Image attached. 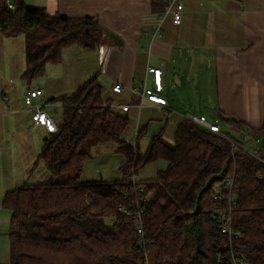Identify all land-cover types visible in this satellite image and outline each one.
<instances>
[{
  "label": "trees",
  "instance_id": "obj_1",
  "mask_svg": "<svg viewBox=\"0 0 264 264\" xmlns=\"http://www.w3.org/2000/svg\"><path fill=\"white\" fill-rule=\"evenodd\" d=\"M11 1L13 7L0 0V31L25 37L22 76L27 80L43 74L48 63L60 62L69 45L91 49L111 39L97 16L51 15L26 0ZM168 4L151 0L154 14ZM58 98L63 104L59 129L47 134L39 154L51 178L9 190L4 198L11 210L5 264H145L146 259L149 264H232V251L241 252L245 264H264V153H253L231 133H213L188 116L173 141L161 131L141 153L137 142L125 137L130 118L103 98L96 76ZM230 120L261 136L264 147V124L250 129L241 119ZM109 142L119 144L123 156L119 177L82 180L86 160ZM161 158L166 169L140 176ZM233 175L235 205L225 182ZM138 207L142 234L132 213ZM229 220L231 235L223 230Z\"/></svg>",
  "mask_w": 264,
  "mask_h": 264
},
{
  "label": "crops",
  "instance_id": "obj_2",
  "mask_svg": "<svg viewBox=\"0 0 264 264\" xmlns=\"http://www.w3.org/2000/svg\"><path fill=\"white\" fill-rule=\"evenodd\" d=\"M26 1L51 15L97 16L123 43L116 45L107 39L91 49L69 45L60 62L48 63L43 74L27 80L22 76L25 37L0 31V264L10 260L11 210L4 206L7 191L51 178L39 159L47 132L43 126H34L32 110L25 104L31 87L41 88L45 110L58 121L63 108L58 97L73 93L96 76L103 98L133 119L136 131L146 132L148 125L155 123L154 135L161 131L174 135L185 116L207 117L205 112H192L193 106L201 111L207 107L216 111L245 145L251 144V152L264 153L261 136L230 120L241 119L250 129L264 124V0H179L185 7L182 21L174 24L168 15L162 34H157L156 27L165 12L154 14L151 0ZM149 65L162 68L166 104L144 100L140 108L135 88L143 83L151 86ZM117 82L123 84V91H113ZM124 105L129 109L123 110ZM98 149L116 155L118 169L123 159L119 144H100L94 153ZM101 179L113 178L101 172ZM91 180L100 178L84 181Z\"/></svg>",
  "mask_w": 264,
  "mask_h": 264
},
{
  "label": "built area",
  "instance_id": "obj_3",
  "mask_svg": "<svg viewBox=\"0 0 264 264\" xmlns=\"http://www.w3.org/2000/svg\"><path fill=\"white\" fill-rule=\"evenodd\" d=\"M9 6L13 7L11 0H8ZM185 7L183 3L179 0H169L168 7L164 14L160 16L159 24L156 27L157 34H162V24L165 18L168 15L172 16V21L174 24H180L182 21V13ZM147 72L152 75L151 77V86H148L146 83H143L140 87H136L135 91L140 97L139 107L143 106V101L148 100L157 105H165L166 98L163 96L164 83L162 79V68L156 65H149L147 67ZM124 90L122 83L117 82L113 85V91L121 92ZM41 88L39 86L31 87L27 89L25 94V104L32 110V119L34 126H43L47 134H52L58 131V122L54 116L47 112L44 108V102L40 100L41 97ZM123 110H128L129 106L124 105ZM188 117L194 121L196 124L201 127L217 134H221L223 131L218 123L211 122L204 115H192L189 114ZM263 175H259V179H262ZM135 180V178H133ZM226 186L229 189V200L231 205H235L234 193H235V178L233 176H228L225 180ZM139 190H143V187H139ZM119 209L124 213L129 212L124 206H120ZM134 213L135 218L137 219V228L140 234L143 233V218H142V209H138ZM214 215L213 217H215ZM224 231H228L230 235L231 231V221L227 222L226 226L223 227ZM142 242V241H141ZM231 262L232 264H245L244 255L238 251L231 252ZM145 264H149L148 259H146Z\"/></svg>",
  "mask_w": 264,
  "mask_h": 264
},
{
  "label": "rangeland",
  "instance_id": "obj_4",
  "mask_svg": "<svg viewBox=\"0 0 264 264\" xmlns=\"http://www.w3.org/2000/svg\"><path fill=\"white\" fill-rule=\"evenodd\" d=\"M192 112L199 114L200 112H205L209 121H217L223 128V130L231 133L233 136H237L236 132L225 122L223 121L217 114L216 111L208 109L207 107L203 108L201 111V107L193 106L191 108ZM144 122V121H143ZM155 124V123H154ZM154 124H149L148 128L145 131H140L137 135L136 124L133 119H130V124L128 131L125 134V137L132 143L139 145L140 152L143 153L147 150L149 146L150 140L153 137L154 133L157 132L154 128ZM153 125V129L152 126ZM136 132V135H135ZM138 136V137H137ZM168 141H173V133L168 132L165 134ZM261 144V141H260ZM247 149L251 148V144L246 143ZM116 155L109 151L97 150V152L93 153V156L88 158L84 164L82 176L83 179L86 180L88 178H97L101 179V172L108 178H114L119 175V171L117 169V165L115 164ZM168 166V162L164 159H158L155 162L147 164L141 171L140 174L143 176H155L159 170L166 169ZM106 170L108 173H106ZM94 176V177H93ZM112 176V177H111ZM86 179H85V178ZM82 179V178H81ZM139 201H137L138 203Z\"/></svg>",
  "mask_w": 264,
  "mask_h": 264
},
{
  "label": "water",
  "instance_id": "obj_5",
  "mask_svg": "<svg viewBox=\"0 0 264 264\" xmlns=\"http://www.w3.org/2000/svg\"><path fill=\"white\" fill-rule=\"evenodd\" d=\"M105 32L111 39H113V41L116 45H121L123 43L122 39L116 33L112 32L106 28H105ZM263 142H264V138H263Z\"/></svg>",
  "mask_w": 264,
  "mask_h": 264
}]
</instances>
